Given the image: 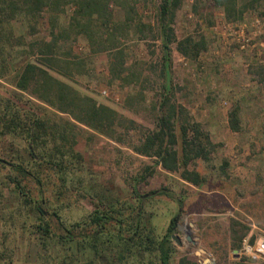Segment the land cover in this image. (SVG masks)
Instances as JSON below:
<instances>
[{
  "label": "rangeland",
  "instance_id": "obj_1",
  "mask_svg": "<svg viewBox=\"0 0 264 264\" xmlns=\"http://www.w3.org/2000/svg\"><path fill=\"white\" fill-rule=\"evenodd\" d=\"M160 2L139 0L136 13L141 21L152 27ZM178 2L170 23L175 38L203 37L205 42V49L195 59L180 55L172 43L169 62L174 102L186 108L218 145L211 155L213 168L199 161L188 166L203 177V182L199 186L190 184L177 173L153 165L152 159L135 154L125 144L79 125L75 137V149L82 158L79 177L73 176L64 188L48 177L41 191L36 185L32 193L45 200V217L54 227L52 210L65 225L80 222L82 226L98 207L125 202L141 215V225L152 228L158 237L167 232L168 222L174 218L167 234L178 236L180 244L170 238L173 252L169 264L229 263L243 257L240 244L238 249L229 248L231 221L252 241L264 236V6L257 4L243 11L239 20L228 21L213 0ZM113 18L120 21L122 13L114 10ZM66 20L62 16L59 23L66 25ZM47 25L44 16L32 39L46 38ZM13 27L28 39L21 20H15ZM73 34L61 49L89 59L81 73L67 82L96 103L151 128L162 82L158 76L160 40H152L148 32L147 39L137 40L130 32L119 43L121 52L88 54L90 47L84 37ZM113 55L123 60L121 79L109 73V58ZM11 91H16L11 76L0 77V96ZM31 101L52 110L34 98ZM232 108L237 110V130L228 123ZM55 114L69 119L62 113ZM130 134L132 138L137 136L135 132ZM15 148L0 138V264H48L38 257L37 236L20 227L25 212H17L15 197L2 186L3 172L10 165L9 149ZM20 148L18 155L26 159L23 145ZM221 160L227 162L225 175L219 173ZM49 180H54L53 186ZM187 234L194 243L185 239ZM204 258L208 260L203 262ZM78 259L83 261L84 256ZM104 259L99 263L107 264Z\"/></svg>",
  "mask_w": 264,
  "mask_h": 264
},
{
  "label": "trees",
  "instance_id": "obj_2",
  "mask_svg": "<svg viewBox=\"0 0 264 264\" xmlns=\"http://www.w3.org/2000/svg\"><path fill=\"white\" fill-rule=\"evenodd\" d=\"M138 1L0 0V77L10 75L16 90L0 96V138L16 146L14 150L9 149L10 165L3 172L2 186L15 197L17 212H25L20 227L37 236L38 257L42 262L100 264L99 261L103 263L106 258L107 264L114 261L117 264H169L173 252L167 233L174 218L169 220L167 232L158 237L152 228L141 225V215L125 202L98 207L82 226L80 222L65 225L54 210L51 215L56 219L55 227L45 217V200L33 195L32 190L37 185V191H41L48 177L54 178L57 187L62 188L72 182L73 176L79 177L82 158L75 149L79 125L125 144L135 154L152 159L153 165L175 172L182 180L196 186L203 182V177L194 168L188 169L189 164L199 161L212 167L211 155L218 145L186 108L174 102L169 80L171 44L174 43V49L183 57L195 59L205 49L204 39L175 38L170 23L178 0H161L154 27L137 15ZM213 1L228 21L239 20L243 11L257 4L264 6V0ZM114 10L122 13L120 21L113 18ZM44 16L48 23L46 38L32 39ZM62 16H66L67 26L59 23ZM17 19L21 20L22 31L28 39L13 27ZM67 27L74 33L73 37H84L90 47L88 54L121 52L119 43L130 32L137 40L147 39L146 32L151 34L152 40H160L158 76L162 82L151 128L139 126L110 106L96 103L67 82L81 73L89 59L61 49L62 44L72 38ZM115 56L109 58V73L112 78L121 79L125 66H122L123 60ZM29 96L52 110L35 105ZM55 111L69 119L59 118ZM228 123L231 129H239L236 108L228 111ZM134 132L137 136L132 138L130 133ZM22 145L26 159L18 155ZM226 165V160H221L220 175H225ZM54 180L48 182L53 186ZM234 225L236 223L231 221V250L239 248L245 233ZM81 254L83 261L78 259ZM223 264L256 263L240 257Z\"/></svg>",
  "mask_w": 264,
  "mask_h": 264
},
{
  "label": "built area",
  "instance_id": "obj_3",
  "mask_svg": "<svg viewBox=\"0 0 264 264\" xmlns=\"http://www.w3.org/2000/svg\"><path fill=\"white\" fill-rule=\"evenodd\" d=\"M101 94H105L104 90ZM239 250L247 260L264 264V236H259L253 241L244 236L240 241Z\"/></svg>",
  "mask_w": 264,
  "mask_h": 264
},
{
  "label": "water",
  "instance_id": "obj_4",
  "mask_svg": "<svg viewBox=\"0 0 264 264\" xmlns=\"http://www.w3.org/2000/svg\"><path fill=\"white\" fill-rule=\"evenodd\" d=\"M170 238L176 243V244H180V242H179V240H178V236H176V235H170ZM185 239L188 241V242H190V243H194V240L190 237V235H186L185 236ZM199 250H202V249H199ZM208 259L207 258H204L203 259V262H206Z\"/></svg>",
  "mask_w": 264,
  "mask_h": 264
},
{
  "label": "bare ground",
  "instance_id": "obj_5",
  "mask_svg": "<svg viewBox=\"0 0 264 264\" xmlns=\"http://www.w3.org/2000/svg\"><path fill=\"white\" fill-rule=\"evenodd\" d=\"M183 226V225H182Z\"/></svg>",
  "mask_w": 264,
  "mask_h": 264
}]
</instances>
